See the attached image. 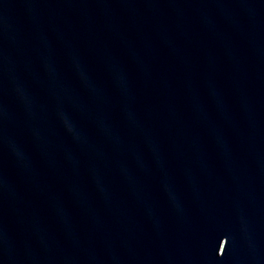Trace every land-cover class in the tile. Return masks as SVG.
Wrapping results in <instances>:
<instances>
[{
    "label": "water",
    "instance_id": "water-1",
    "mask_svg": "<svg viewBox=\"0 0 264 264\" xmlns=\"http://www.w3.org/2000/svg\"><path fill=\"white\" fill-rule=\"evenodd\" d=\"M0 264H264V0H0Z\"/></svg>",
    "mask_w": 264,
    "mask_h": 264
}]
</instances>
